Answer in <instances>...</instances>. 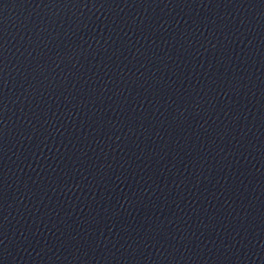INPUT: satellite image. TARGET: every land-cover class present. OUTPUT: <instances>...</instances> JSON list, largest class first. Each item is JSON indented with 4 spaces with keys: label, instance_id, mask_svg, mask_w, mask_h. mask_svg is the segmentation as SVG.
I'll list each match as a JSON object with an SVG mask.
<instances>
[{
    "label": "water",
    "instance_id": "water-1",
    "mask_svg": "<svg viewBox=\"0 0 264 264\" xmlns=\"http://www.w3.org/2000/svg\"><path fill=\"white\" fill-rule=\"evenodd\" d=\"M0 264H264V0H0Z\"/></svg>",
    "mask_w": 264,
    "mask_h": 264
}]
</instances>
